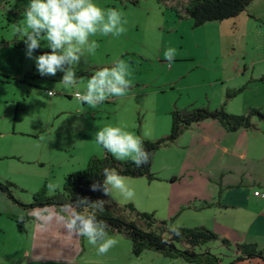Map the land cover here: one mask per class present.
I'll list each match as a JSON object with an SVG mask.
<instances>
[{
    "label": "rangeland",
    "instance_id": "1",
    "mask_svg": "<svg viewBox=\"0 0 264 264\" xmlns=\"http://www.w3.org/2000/svg\"><path fill=\"white\" fill-rule=\"evenodd\" d=\"M94 3L101 8L119 10L125 30L118 36L90 37L97 41L98 47L91 55L85 53L86 70L77 72L78 82L68 90L59 82L62 73L58 72L55 77L38 75L34 60L25 54L26 49L13 45L14 40L23 38L15 31V24L23 18L26 0H6L0 5V41L4 42L0 47V182H9V190L20 204H29L33 194L43 187L47 195L62 189L68 176L84 169L89 158L102 157L104 149L94 139L98 128L119 126L140 139H159L169 132V113L174 106L216 109L224 100V92L242 83L244 77L240 71L246 74L243 63L255 62V75L264 71V29H255L253 22L249 25L243 22L244 26L236 24V19H227L193 27L190 19H178L156 0H140L137 5L121 0H94ZM168 48L176 52L172 63L164 58ZM46 51L47 48L34 50L33 56ZM117 59L129 70L130 86L124 95L109 97L96 108L81 105L75 94L85 91L87 77L94 70L111 67ZM235 61L242 62L239 72L225 79L230 71H236ZM29 73L25 81L17 80ZM49 90H52L51 96L47 94ZM261 92H264V83L250 85L233 98L231 109L235 113L226 105L227 112L240 115L235 108L238 102ZM255 124L264 127V122L255 121ZM168 150L174 152L172 161ZM155 156L158 161L170 162L159 167L158 177H165L168 170L172 175H181L180 170L170 169H176L183 158L175 147L161 149ZM124 178L134 192L133 198L113 192L105 196L107 205L132 204L138 211L153 213L158 220L166 221L167 228L182 227L179 221H169L170 215L180 211L179 206L170 212L169 204L161 198L170 186L168 183L153 181L151 186L143 187L136 183L140 179ZM184 182H177L173 188H182ZM0 194L3 196L0 199V264H31L26 257L34 253L33 243L44 239L47 245L42 247L46 252L39 253L47 255V259L38 263L71 264L50 260L53 255L49 241L53 244L60 232L55 228L47 236L35 232L33 222L38 210H22L23 216L31 220L23 222L19 229L10 216H22L15 212L14 206L18 210L21 207L1 191ZM239 226L246 235L245 224L240 222ZM236 234L226 239L227 246L216 240L202 249L207 248L219 257L222 264H247L246 261L234 263L235 245L256 243L261 249L264 238ZM109 236L118 243L106 253H98L96 246L81 237L80 248L86 246L87 256L81 253L68 260L73 264H187L151 251L134 257L128 238Z\"/></svg>",
    "mask_w": 264,
    "mask_h": 264
},
{
    "label": "crops",
    "instance_id": "2",
    "mask_svg": "<svg viewBox=\"0 0 264 264\" xmlns=\"http://www.w3.org/2000/svg\"><path fill=\"white\" fill-rule=\"evenodd\" d=\"M231 19H236V24L241 23L244 26L246 25L243 22H247L248 25L253 22L255 29H264V0H253L244 12ZM233 64L237 65L235 66L236 71H230L225 79L237 74L242 62L235 61ZM243 64L242 70L246 71V74L242 75L240 71V75L244 79L237 85V88L234 87L235 89L231 90L242 89L236 96L241 95L252 84L264 83V80H259L264 76V71L256 73L257 75L254 74L257 66L255 62ZM226 91L223 95L224 100ZM233 98L226 102L231 113H235L231 109L234 105L232 104L234 103ZM235 108L241 114L246 113L249 109L264 111V92L258 93L252 98L240 100ZM172 147H175V150L183 157L176 169L170 168L176 172L180 170L179 177L172 175L173 173L169 172L171 170H168L169 175L158 177L159 167H162V164H170V162L169 160H156V154L151 166L152 173L158 177V180L155 181L170 185L165 188V193H162L164 195L161 197L169 204L170 212L179 206L180 211H175L170 215L169 220L172 219L170 222L179 221L182 227H204L213 231L219 238L228 240L236 233V236L244 237L255 234L264 238V199L254 196L255 191L264 190L263 126L255 124L254 128L240 129L231 133L227 132L219 123L205 120L191 125L173 144L162 149ZM168 151L167 155L172 161L174 152ZM130 179H140L136 183L143 187H149L153 183L144 177ZM182 180L185 181L182 188L178 187L179 190L173 188L177 182ZM2 198L3 196L0 194V199ZM14 208L16 213L23 216L22 208L19 210L15 206ZM36 210H38L36 213L38 215L35 217L36 221L33 222L35 232L44 236H47L46 234L53 228L60 232L57 239L54 237L53 244L49 241V244L52 245L51 255H53L50 260L73 264L68 259H72L74 255L84 253L87 256L86 246L80 248L81 237L66 232L63 222L59 219L61 215H68L71 211L69 208L62 209L63 214H59L54 208ZM48 215H51L52 218L45 221L44 217ZM240 222L248 228L246 235L244 228L239 226ZM112 236L120 237L122 235ZM45 240L47 239L33 243L32 251L34 253L26 257L31 264H41L38 262L47 259V255L39 253L46 252L42 247L47 245Z\"/></svg>",
    "mask_w": 264,
    "mask_h": 264
},
{
    "label": "clouds",
    "instance_id": "3",
    "mask_svg": "<svg viewBox=\"0 0 264 264\" xmlns=\"http://www.w3.org/2000/svg\"><path fill=\"white\" fill-rule=\"evenodd\" d=\"M21 15L23 18L15 24V31L23 36L26 56L34 60L36 72L42 77L62 73L59 82L64 90L78 82V71L86 70L85 53L91 55L98 47L97 41L90 37L97 34L118 36L125 30L119 10L101 8L94 0H26ZM41 48L48 51L33 56L34 50ZM175 55V49L164 51L169 63ZM128 75L127 65L117 59L111 67L92 71L87 77L85 91L76 92V99L81 105L96 108L109 97L124 95L130 86ZM47 94L51 96L52 90ZM94 139L117 161H129L136 168L149 163V152L141 139L122 127L104 125L95 131ZM101 175V183L90 185L92 191L99 189L107 197L118 192L124 198H133V190L116 169L104 167ZM105 203L103 199L78 198L64 205L71 211L59 217L66 232L84 237L89 245L96 246L98 253H106L117 244V240L108 235L104 222L97 218L98 213H103ZM82 208L88 211H80ZM51 218V215L44 217L45 221ZM171 231L179 234L175 226Z\"/></svg>",
    "mask_w": 264,
    "mask_h": 264
},
{
    "label": "trees",
    "instance_id": "4",
    "mask_svg": "<svg viewBox=\"0 0 264 264\" xmlns=\"http://www.w3.org/2000/svg\"><path fill=\"white\" fill-rule=\"evenodd\" d=\"M131 5H137L140 0H121ZM174 12L178 19H190L193 27H199L207 22H221L234 18L244 12L253 0H156ZM6 0H0V5ZM4 44L0 41V47ZM13 45L26 49L23 38L14 40ZM30 73L18 81H25ZM264 80V76L259 78ZM242 89L226 91L224 102L216 109L208 107L177 108L170 112V129L166 136L156 140L141 139L145 149L149 152V163L136 168L129 161H117L110 153L104 150L102 157L89 158L87 165L79 172L73 173L66 179L68 182L60 190L47 195L45 187L33 194L29 204H20L9 190V182H0V191L10 200L17 203L23 210L54 208L59 214L64 205L70 204L78 198H87L89 201L103 199L105 195L101 190L92 191L93 182L101 183L102 169L111 167L116 169L123 177H144L147 181L158 180L152 171L153 157L162 148L173 144L181 134L191 125L212 120L219 123L227 132H236L240 129L255 127V121L264 122V111L249 109L240 115L230 114L226 110V102ZM255 119V120H254ZM254 121V122H253ZM209 206V204H206ZM71 210V209H70ZM86 212L88 209L82 208ZM20 229L21 224L31 220L28 216H10ZM97 218L104 222L108 235H122L130 240L131 254L140 256L145 251H151L171 259H180L187 264H222L221 259L203 248L207 243L220 240L227 246L229 243L224 238H219L213 231L204 227H177L179 234L167 228V222L155 218L153 213L138 211L132 204L122 206H109L105 203L103 213H98ZM172 220V219H171ZM169 220V221H171ZM236 257L234 263L246 261L247 264L264 263V247L259 249L254 243H241L235 245ZM233 264V263H230Z\"/></svg>",
    "mask_w": 264,
    "mask_h": 264
},
{
    "label": "built area",
    "instance_id": "5",
    "mask_svg": "<svg viewBox=\"0 0 264 264\" xmlns=\"http://www.w3.org/2000/svg\"><path fill=\"white\" fill-rule=\"evenodd\" d=\"M75 97H76V95H75ZM254 196H256V197H261V198L264 199V190H258V191H255V192H254Z\"/></svg>",
    "mask_w": 264,
    "mask_h": 264
}]
</instances>
